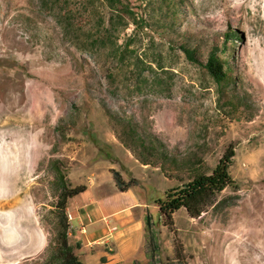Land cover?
Listing matches in <instances>:
<instances>
[{"label": "rangeland", "instance_id": "obj_1", "mask_svg": "<svg viewBox=\"0 0 264 264\" xmlns=\"http://www.w3.org/2000/svg\"><path fill=\"white\" fill-rule=\"evenodd\" d=\"M75 1L0 0V264L48 263L64 181L88 187L76 201L93 198L108 217L100 229H114L83 251L70 227L83 264H103L92 251L109 247L108 264H264V0H128L152 17L133 57L161 53L163 70L142 65L113 80L66 23L71 14L88 28ZM170 42L200 60L226 43L229 82L215 83ZM137 135L156 148L155 163H143ZM229 146L233 184L198 217L181 208L166 222L156 200L210 174ZM112 171L136 186L118 192Z\"/></svg>", "mask_w": 264, "mask_h": 264}, {"label": "trees", "instance_id": "obj_2", "mask_svg": "<svg viewBox=\"0 0 264 264\" xmlns=\"http://www.w3.org/2000/svg\"><path fill=\"white\" fill-rule=\"evenodd\" d=\"M66 1L50 0V3L54 6L63 7V5H66ZM159 1L162 6H166V3L173 4V0ZM74 3L75 6L83 9L86 13L88 28L83 30V27L71 23V14L65 16L66 23L71 27L74 26L78 33L76 36L80 39L79 44L84 49L99 54L101 59L99 64L101 68L105 69L110 80L132 69H141L142 65H147V68L153 72L155 69L163 70L161 53H153L152 56L148 57L147 62L141 60L140 56L133 57L135 53H138L137 44L142 40L139 36L151 29L149 23L152 17L145 15L143 11L128 0H76ZM129 29H131V32L127 33ZM235 37V31H231L225 35V42L233 40ZM150 42L153 43L154 41L151 40ZM169 46L170 50L175 49L181 52L186 61L203 68L215 83L229 82L224 63L219 58V54L227 49L226 43L221 49L218 47L211 48L204 60L196 57L194 49L183 44L174 46L170 42ZM153 64L156 65V68H153ZM114 118H116V122L122 121L116 116ZM136 139L139 141L136 147L140 149L141 157H144L143 163L149 165L155 163L151 159H157V154L154 152L156 148L146 146L138 135ZM234 156L235 150L232 146H229L210 174H199L193 180L167 190L164 193V198L157 199L155 202L159 215L169 223L172 220V215L179 209L184 208L191 217H198L214 201L218 193L233 184L229 169ZM57 173L64 181V176L59 169ZM112 175L115 186L120 192H126L137 184L135 179L125 182L117 171H112ZM84 191H86L85 185L71 186L65 181L62 184L55 206L58 211L59 228L56 238L57 247L48 263L46 261L45 264H83L78 255L74 253L73 246L69 243L70 225L65 210L68 201ZM50 261L52 262L50 263Z\"/></svg>", "mask_w": 264, "mask_h": 264}, {"label": "crops", "instance_id": "obj_3", "mask_svg": "<svg viewBox=\"0 0 264 264\" xmlns=\"http://www.w3.org/2000/svg\"><path fill=\"white\" fill-rule=\"evenodd\" d=\"M114 192H116V190ZM118 192L120 191L118 190ZM120 193H125V192H120ZM76 197L72 199L73 200L72 202L73 215L71 214L72 220H71L70 227L74 231V236H75L76 230H79V233L82 234V236H78V237L75 236L77 240L81 241L79 244L82 246L81 249H83V251L86 248L92 250L93 247L97 246V244L101 242L103 236L107 238L111 235H114L113 233L114 229L110 227L109 223H106V226H102V228L100 229L98 225V221L100 219L107 220L108 217L103 216L101 214V211L97 207H94L93 198L82 200V202L79 203L78 201H76ZM109 216L113 217L114 223L115 222L117 223V221L121 220L120 215L116 211L111 213ZM143 245H144V241H143L142 247ZM92 252H99L97 256L99 257L100 261L103 264H108L107 258L110 257L109 254L112 251H111V248L109 247L107 251L104 248H96V250ZM79 256H82V258H84L85 253H82Z\"/></svg>", "mask_w": 264, "mask_h": 264}]
</instances>
